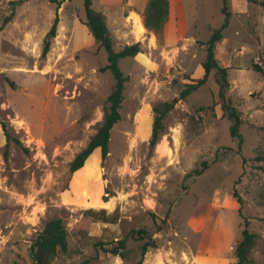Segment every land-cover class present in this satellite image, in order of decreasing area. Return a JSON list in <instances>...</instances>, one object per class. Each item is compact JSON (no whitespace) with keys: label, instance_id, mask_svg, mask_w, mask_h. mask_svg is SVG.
<instances>
[{"label":"rangeland","instance_id":"rangeland-1","mask_svg":"<svg viewBox=\"0 0 264 264\" xmlns=\"http://www.w3.org/2000/svg\"><path fill=\"white\" fill-rule=\"evenodd\" d=\"M11 1L0 0V24ZM227 1L232 15L218 57L244 119L241 148L214 70L181 98L203 76L204 42L223 26L224 0H170V30L161 38L149 29L137 36L135 18L143 20L148 0H93L115 48L141 42L143 51L120 61L129 79L107 158L97 148L98 158L77 172L71 162L97 132L114 87L113 74L102 70L108 54L84 23L83 0H27L16 8L0 32V118L20 140L6 160L0 124V264H32L30 247L55 217L68 225L69 249L52 264H138L141 242L130 234L140 228L157 241L143 264H232L246 220L256 233L247 264H264V73L253 68L264 70V6ZM164 101L174 106L153 146L154 106ZM213 103L214 110H198ZM125 238L124 257L107 250Z\"/></svg>","mask_w":264,"mask_h":264},{"label":"trees","instance_id":"trees-1","mask_svg":"<svg viewBox=\"0 0 264 264\" xmlns=\"http://www.w3.org/2000/svg\"><path fill=\"white\" fill-rule=\"evenodd\" d=\"M25 1L27 0L11 1L12 12L3 18V21L0 24V32L12 20L16 8ZM83 1L86 17L84 23L88 26L99 46L103 47L108 54V62L102 70H109L113 74L115 83L112 92L106 100L104 118L100 122L97 132L91 137L87 146L83 148L71 162V172L81 170L89 165L95 157L98 158L94 152L97 148H101L102 150V159L105 160L107 158L110 152L111 131L114 125L121 119L124 91L126 88V82L129 79L122 70L120 61L127 57H136L143 51L141 42L127 44L122 49L117 50L105 15L93 7V0ZM248 1L260 3L264 6V0ZM222 11L225 14L222 28L214 30L210 39L204 42L207 51L206 60L202 64L204 74L202 77L191 79V81L185 85L184 89L181 91V98H186L189 94L206 84L214 70L216 81L220 87L219 96L222 109L224 112L228 113L229 119L232 120L231 134L233 137L239 139V147L241 148L244 138L240 132V126L244 123V119L240 112L237 111V108L232 104L231 98L228 96V91L230 89L229 67L223 66L216 55L217 43L223 39V31L230 25L232 12L228 8L227 0H224ZM169 16L170 0H148L143 13L144 25L147 29L153 31L159 38H161L167 31ZM58 24L59 18L56 17L44 39V55L48 54L51 49L52 39L57 35ZM253 68L260 73H264L263 68L257 63L253 64ZM216 105V103H213L209 106H201L198 110H214ZM173 106V102L170 101H164L154 106L151 145L156 146L158 144L162 133L165 131L164 119ZM0 124L2 125L6 137L4 157L8 160L12 141L20 143V140L13 137L7 121L0 118ZM207 166L208 165L205 162L202 168H197L190 174H200L207 168ZM236 196L238 201L242 203L241 197L239 195ZM92 210L93 209H89L87 212H92ZM102 212H105V210H102ZM262 222L264 223V218H262ZM130 235L134 237L135 240L141 242V258L138 261V264H143L146 253L150 248L157 247V241L145 228L133 229ZM68 237V225L62 217H55L47 220L30 247L32 264H52L59 255L68 251ZM255 244L256 233L250 229V222L246 220L245 227L242 231V238L238 241L234 250L232 264H247L250 260V253ZM127 247V239L125 238L118 240V245L116 247L107 250L124 257V250H127Z\"/></svg>","mask_w":264,"mask_h":264},{"label":"bare ground","instance_id":"bare-ground-1","mask_svg":"<svg viewBox=\"0 0 264 264\" xmlns=\"http://www.w3.org/2000/svg\"><path fill=\"white\" fill-rule=\"evenodd\" d=\"M135 27H136L137 36H141L147 30V28L145 27L143 20L140 16H137L135 18Z\"/></svg>","mask_w":264,"mask_h":264},{"label":"crops","instance_id":"crops-1","mask_svg":"<svg viewBox=\"0 0 264 264\" xmlns=\"http://www.w3.org/2000/svg\"><path fill=\"white\" fill-rule=\"evenodd\" d=\"M170 18H171V6H170V16H169V25H168V32H169V28H170ZM176 22H177V31H179L180 33H182V30H181V28H182V25H181V20H180V17H179V13L177 12V20H176ZM218 44H219V42L217 43V46H216V55H217V58L219 59V57H218ZM220 60V59H219ZM227 66V65H226ZM203 67V66H202ZM228 67V66H227ZM203 74H204V70H203Z\"/></svg>","mask_w":264,"mask_h":264}]
</instances>
